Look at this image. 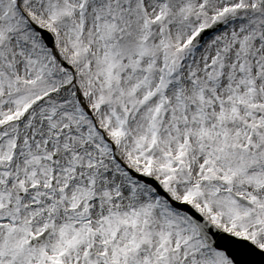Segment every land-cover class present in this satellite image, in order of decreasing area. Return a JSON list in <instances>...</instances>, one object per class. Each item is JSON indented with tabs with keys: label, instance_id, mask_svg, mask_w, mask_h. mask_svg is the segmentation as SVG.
<instances>
[{
	"label": "snow or ice",
	"instance_id": "1",
	"mask_svg": "<svg viewBox=\"0 0 264 264\" xmlns=\"http://www.w3.org/2000/svg\"><path fill=\"white\" fill-rule=\"evenodd\" d=\"M0 264H264V0H0Z\"/></svg>",
	"mask_w": 264,
	"mask_h": 264
}]
</instances>
